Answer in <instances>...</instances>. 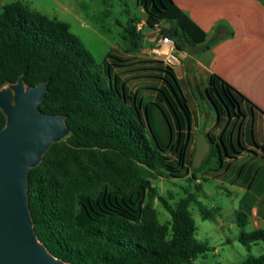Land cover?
<instances>
[{"label": "trees", "instance_id": "1", "mask_svg": "<svg viewBox=\"0 0 264 264\" xmlns=\"http://www.w3.org/2000/svg\"><path fill=\"white\" fill-rule=\"evenodd\" d=\"M142 1L146 23L139 28L142 20L132 18L125 28L132 43L140 44L146 27L159 26L178 50L209 49L207 33L173 0ZM21 77L28 85L48 82L39 108L66 115L71 130L30 171L35 231L53 255L73 264H195L211 250L195 236L192 196L172 203L149 187L145 202L135 206L132 200L139 186L145 187V179L184 177L190 170L186 163L193 166L194 158H188L192 112L174 68L117 50L101 68L68 23L14 1L0 14V89ZM148 90L156 91L155 104L164 115L158 100L176 119L174 146L162 147L152 131L147 107L143 109L139 99V93ZM206 93L219 119L245 114L244 96L219 76L211 77ZM6 123L0 107V128ZM221 144L229 157L240 153L232 141L229 148L222 138L211 154L216 155ZM238 146L247 149L241 141ZM259 148L264 152V146ZM156 197L170 213L166 221L160 219ZM240 241L248 247L264 241V228L242 234ZM233 264H264V254Z\"/></svg>", "mask_w": 264, "mask_h": 264}, {"label": "rangeland", "instance_id": "2", "mask_svg": "<svg viewBox=\"0 0 264 264\" xmlns=\"http://www.w3.org/2000/svg\"><path fill=\"white\" fill-rule=\"evenodd\" d=\"M14 1H23L35 11L68 23L71 31L81 39L101 68L104 67L108 55L116 50L126 55L153 58L150 53L151 48L161 35L160 27L157 26L156 29L149 27L146 30L147 35L139 45H135L126 38L128 35L125 33V28L132 23V18H140L144 21L143 24L146 23L147 13L142 0H0V14L4 5ZM190 48L189 46L185 47V49ZM182 51H178L186 72V82L184 81L186 89L185 91L182 89V91L193 109L191 110L194 118L192 123L196 133V143L198 144L205 133L215 131L218 133L222 130V134L228 141V147L231 148L230 137L234 135L233 145L240 149L238 134L241 126L233 120L234 118H232L231 123L227 118L228 120L220 121V126L211 128L219 120L215 106L206 93L209 81L201 84L194 78L188 61L183 58ZM179 73L181 72L179 71ZM129 87L132 91H136L135 85ZM139 99L143 109L147 107L151 128L159 144L166 147L172 143L174 146L178 141V125L173 113L164 102L158 100V103L165 107V116L160 107L155 104L156 91L141 92ZM167 119L172 128H170ZM249 128L247 143L242 142L257 149L254 140L256 138H252ZM171 129L173 130L172 136ZM258 140V144L264 146V141L259 138ZM213 143L214 147H217L220 141H213ZM221 149L223 158H225V150L222 144ZM195 154L196 152L194 158ZM248 154L246 153V155ZM204 158L199 167H195L194 164L191 166L189 162L186 163L192 170L187 176L172 177L167 175L145 179L142 183L145 187L139 186V195L137 193L132 195L135 206L140 201L145 202L149 187H155L161 195L167 197L172 203L192 196L190 211L196 222L195 236L199 241L207 242L211 247V250L205 255H200L195 259V264H233L246 261L250 256L263 255L264 241L254 243L250 247L240 241L242 234L256 229L254 217L250 214V207L241 206L240 199L246 196L247 188L238 189L234 182L229 181V175L225 177L223 176L224 173L220 174V168L223 167L225 170L227 166L220 163L219 157L208 153ZM262 158L264 157L260 156V159H256V163L260 164L263 161ZM248 165L249 163L245 165L246 170L243 176V180H246L244 184L246 186L250 185L255 177L258 180L264 177V165L259 167L260 170H263L260 176H255V171L247 176L246 167ZM239 166L233 164V167H230L233 168L232 170H239ZM170 192L173 194L172 199ZM155 205L161 221L168 220L170 213L157 197L155 198Z\"/></svg>", "mask_w": 264, "mask_h": 264}, {"label": "crops", "instance_id": "3", "mask_svg": "<svg viewBox=\"0 0 264 264\" xmlns=\"http://www.w3.org/2000/svg\"><path fill=\"white\" fill-rule=\"evenodd\" d=\"M173 1L207 33V39L211 41L209 49L195 46L182 51L183 58L188 61L194 78L204 84L203 82L210 81L213 75L219 76L244 96V99H241V106L245 112L243 116L233 115L229 118L224 115L221 119L218 118L219 121L215 122L211 128L220 126V121L229 119L231 123L234 118L233 120L241 126L238 141L247 143L248 128L251 123L249 129L252 138H256L254 140L257 149L242 142L247 149H239L240 153L235 154V157L225 154L226 157L223 158L222 149L215 156L220 158L222 165L227 166L225 170L223 167L220 168V174L224 173L225 177L229 175V181L234 182L238 189L247 188L246 196L240 199L241 206L250 207V214L254 217L256 228H264L262 227L264 225V177L259 180L255 177L248 186L244 185L246 180H243L247 163H249L246 167L247 176L254 171L255 176H260L263 170L259 167L264 165V158L260 164L256 163V159H260V156L264 157L263 150L259 148L263 145L258 144V138L264 141V0ZM143 23L144 21L139 24V28L144 25ZM174 71L181 83V88L185 91L186 72L182 60L178 66L174 67ZM189 106L193 110L190 103ZM193 119L192 117V122ZM191 131L188 158L192 159L197 148L193 123ZM222 132L221 130L218 133L216 131L205 133L210 143L208 153L215 148L211 139L218 142L224 138L228 145ZM233 137L234 135L230 137L232 142ZM246 153L249 154L246 155ZM233 164L240 165L239 170H232ZM191 171L189 170V173Z\"/></svg>", "mask_w": 264, "mask_h": 264}, {"label": "water", "instance_id": "4", "mask_svg": "<svg viewBox=\"0 0 264 264\" xmlns=\"http://www.w3.org/2000/svg\"><path fill=\"white\" fill-rule=\"evenodd\" d=\"M48 85H28L21 77L0 89V107L7 117L0 128V264H73L53 255L39 240L29 205L31 169L54 143L71 133L66 115L47 114L39 108ZM209 151L207 137L202 135L195 167Z\"/></svg>", "mask_w": 264, "mask_h": 264}, {"label": "built area", "instance_id": "5", "mask_svg": "<svg viewBox=\"0 0 264 264\" xmlns=\"http://www.w3.org/2000/svg\"><path fill=\"white\" fill-rule=\"evenodd\" d=\"M178 51L175 41L170 36L160 35L150 53L154 59L162 60L165 65L174 68L181 63Z\"/></svg>", "mask_w": 264, "mask_h": 264}]
</instances>
